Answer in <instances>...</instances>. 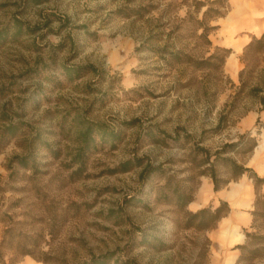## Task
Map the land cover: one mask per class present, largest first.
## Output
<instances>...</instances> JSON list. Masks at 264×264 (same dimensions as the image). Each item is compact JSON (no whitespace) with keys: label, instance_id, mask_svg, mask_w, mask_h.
<instances>
[{"label":"rangeland","instance_id":"obj_1","mask_svg":"<svg viewBox=\"0 0 264 264\" xmlns=\"http://www.w3.org/2000/svg\"><path fill=\"white\" fill-rule=\"evenodd\" d=\"M196 1L0 0V244L7 229L15 240L3 264H227L215 230L228 190L253 184L254 219L264 183L246 172L215 190L198 164L201 148L213 161L237 143L221 156L264 178V52L229 31L231 0ZM210 5L225 14L206 20ZM17 155L30 164L9 168ZM206 182L203 207L230 209L200 230L188 216ZM253 223L236 264H264L241 247L264 235V212Z\"/></svg>","mask_w":264,"mask_h":264},{"label":"trees","instance_id":"obj_2","mask_svg":"<svg viewBox=\"0 0 264 264\" xmlns=\"http://www.w3.org/2000/svg\"><path fill=\"white\" fill-rule=\"evenodd\" d=\"M223 0H212L210 1L211 3H216V2H220ZM206 5V1H196V6H204ZM206 13L205 14V19L207 20V18L210 17H219L222 16L223 13L220 8H213L211 5L208 6V8L205 10ZM204 19V20H205ZM204 22V21H203ZM207 28V27H206ZM206 28L204 30V33L206 34ZM208 34V33H207ZM248 50L250 51H255V52H264V33H262L261 36L259 37H254L253 40L248 44L247 46ZM189 61H194V63L201 65V63H211V61H206V60H194L192 59L191 56H189ZM224 57L221 58V61H224ZM222 64V62H221ZM95 69L94 66L90 65V66H85V67H79V66H73L72 68H67L66 72L70 75V77H74L76 75H80V71L82 69ZM21 129L20 126L16 123H11L9 124V126H7L5 128V132L9 133L10 136H15L17 134V131ZM85 135V139H86V144L90 145L91 140H93L94 136H93V126H89L88 131L84 133ZM86 146V147H89ZM236 144H226L225 147H234L236 146ZM256 145V143L254 142L253 144H251L247 149H245V151L251 150L254 146ZM225 147L223 148L225 150ZM204 151H206L204 153V161L198 164V167H201L204 164H208L207 167L203 168L200 170L201 174H209L212 177V180L214 182V188L215 190H219L222 187H224L225 185H227L232 179L234 178H238L240 176H242L243 174H245L246 172H250L256 186H259L260 184L264 183V178L259 176L257 172H255V170H253L250 167H247L244 163L239 162L237 159L233 158V157H228V156H221L222 153H224L227 150H218L216 152V158L215 160H211V155L208 152L207 149L205 148H201ZM222 161V164L225 165V167L227 168L228 171V175L226 178H222L219 174V169L217 168V162ZM11 163L8 164L9 168H12L14 163H19L20 165L23 166H27L29 165V160H28V156H15L14 158L11 159L10 161ZM158 167L152 164V163H148L145 168L143 169L141 176L142 178L148 177L151 174H153L155 171H157ZM3 188L0 186V190H2ZM175 195H177L180 199V203L182 205H186L189 202L192 201V195L188 194L187 192L183 191H175L174 192ZM256 208L254 210V223L253 226H255V224L258 221L259 216L264 212V197L262 198L261 196H258V199L256 200ZM229 205L227 201H223L221 203V205L217 206V207H212V206H206L203 208H200L199 210H197L196 212H192L189 213L188 216V226L191 227H196L197 229L200 230H204V229H209L212 228L216 225L217 222H219V220L227 214V212L229 211ZM6 235L4 236L0 247L4 246V245H8L7 247H12L14 246V242L15 240L13 239V236H11V234H9L11 232V229H7L6 230ZM248 236H249V242L241 245L242 249L244 251H247L249 253H251L253 256H261L264 254V235L257 233V232H248ZM12 237V238H9ZM33 253L31 250H24L22 252H20L21 254L25 255L28 253ZM243 259V258H241ZM0 262L4 263V254L2 252V250H0Z\"/></svg>","mask_w":264,"mask_h":264},{"label":"crops","instance_id":"obj_3","mask_svg":"<svg viewBox=\"0 0 264 264\" xmlns=\"http://www.w3.org/2000/svg\"><path fill=\"white\" fill-rule=\"evenodd\" d=\"M234 8L227 18V27L235 37L240 35L244 43H249L254 37H259L264 33V0H231ZM199 201L194 209L206 205L207 195L205 191L212 189V183L206 182ZM209 192H207L208 194ZM228 197L231 201L230 214L219 222L215 233L218 247L227 264H236L240 251L236 246L245 242L243 228L253 223V184L243 178L241 182H236L234 188L228 190ZM0 264H3L0 262Z\"/></svg>","mask_w":264,"mask_h":264}]
</instances>
